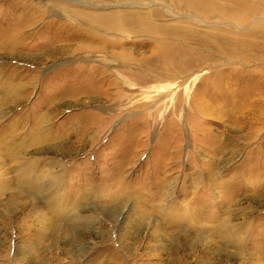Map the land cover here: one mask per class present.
<instances>
[{"label": "rangeland", "instance_id": "obj_1", "mask_svg": "<svg viewBox=\"0 0 264 264\" xmlns=\"http://www.w3.org/2000/svg\"><path fill=\"white\" fill-rule=\"evenodd\" d=\"M36 166L59 190L92 174L94 221L8 207ZM117 256L264 264V0H0V264Z\"/></svg>", "mask_w": 264, "mask_h": 264}, {"label": "bare ground", "instance_id": "obj_2", "mask_svg": "<svg viewBox=\"0 0 264 264\" xmlns=\"http://www.w3.org/2000/svg\"><path fill=\"white\" fill-rule=\"evenodd\" d=\"M85 15V14H84ZM83 15V16H84ZM122 14L116 13L115 12H106V13H92L90 14V16L88 15L89 18H91L92 20H94L96 23L100 24L101 26H104L105 24L108 23H114L115 25L118 24V21L120 20ZM123 16V15H122ZM117 23V24H116ZM23 143V142H22ZM22 143L21 146L23 145ZM19 144V145H20ZM18 146V145H17ZM51 150L54 151L56 154H60L59 151H62L64 148L61 145H57L55 143L49 145ZM41 149V148H40ZM45 149V147L43 148ZM49 149V148H48ZM42 152V151H41ZM37 161V160H35ZM122 173L124 172L123 169ZM40 171L39 167L36 166L34 169L35 172V176L36 178H33L32 180H28L27 179V173H23L20 175V179L19 181L21 182L22 185H27V187H22L19 188L17 191H12V196L11 198L8 200V207L10 208H15L16 204H18V207L21 209H25L26 207L33 205L36 206L37 205V199H35V197L37 196L38 198H40L43 203V207L48 206V207H55L54 210H52V212L47 213L50 214L52 223H51V230L53 232L54 229L58 230L59 232H61L63 235L68 236V233L71 232V230L73 228H84L82 226H86L90 224L94 221L91 220V216L89 217H85L83 216L84 214H81V209L84 210V207L86 204V201H88L91 197L92 194V190L95 189L93 187H89L87 180L90 181V179H93L92 174L91 175H85L87 176V179L80 183L79 185H75V184H69L68 188H61V190L56 189L55 188V183H58L61 181L62 177L61 175L56 174L52 180L50 181L48 178L45 179V176L43 175V178H40V176H38V172ZM83 173V171H80ZM94 181V180H93ZM96 184V183H95ZM104 184V182H102V185ZM98 184H96L97 186ZM102 185H98L102 186ZM75 187V188H74ZM122 187V186H121ZM59 190V191H58ZM2 192V191H1ZM168 191H164V193H167ZM155 195V194H154ZM165 195V194H164ZM31 196L34 198L32 201ZM160 196V195H159ZM162 196V195H161ZM22 198V199H21ZM66 199V203L61 201V199ZM120 199H117V204H124L129 202L130 200H132V196L131 195H127V193H121L119 195ZM151 198V197H150ZM119 201V203H118ZM33 202V203H32ZM6 204V205H7ZM116 204V203H115ZM113 203V205H115ZM5 205V204H4ZM125 205V204H124ZM17 208V207H16ZM120 208V207H119ZM108 209V208H107ZM116 209V208H115ZM164 209V208H163ZM82 210V211H83ZM101 210V209H100ZM115 211V210H114ZM46 214V215H47ZM43 216L40 220H42V226L46 225V223L48 222L49 219H47V217ZM114 217V216H113ZM40 220L38 219V223L40 225ZM92 221V222H91ZM46 222V223H45ZM24 225V224H23ZM129 225V224H128ZM21 226V225H20ZM31 226V225H30ZM25 227V225H24ZM45 227V226H44ZM44 227L42 229H44ZM82 227V228H81ZM23 228V227H22ZM29 228V227H28ZM35 228V227H34ZM24 229V228H23ZM86 229V228H85ZM27 231V228H26ZM33 231V230H32ZM77 231V230H76ZM78 232V231H77ZM38 233V232H37ZM42 233V232H41ZM26 234V233H25ZM43 234V233H42ZM134 235V234H133ZM27 236V235H26ZM52 236V235H51ZM48 237V236H47ZM55 237V236H54ZM52 238V237H51ZM33 239V238H32ZM54 239V238H53ZM52 239V240H53ZM58 239V238H57ZM66 239V238H65ZM73 239V238H72ZM31 240V239H30ZM48 240V239H47ZM51 240V241H52ZM59 240V239H58ZM50 241V240H49ZM56 241V240H55ZM69 241V240H68ZM80 241V240H79ZM32 242H34V239L32 240ZM60 242V241H59ZM35 243V242H34ZM46 243H48L46 241ZM81 243V242H80ZM45 244V243H44ZM53 244V243H51ZM82 244V243H81ZM55 245V243L53 244ZM57 245V244H56ZM36 244H33V247L31 248V252L32 254H35V251L33 252L34 248H35ZM49 246V244H48ZM123 246V245H122ZM121 246V247H122ZM125 246V245H124ZM66 247V246H65ZM76 247V246H75ZM49 248V247H47ZM120 248V247H119ZM54 249V248H53ZM51 248V252L53 250ZM78 249V247H77ZM46 250V248H45ZM44 250V251H45ZM68 250V249H67ZM73 250V249H72ZM75 250V249H74ZM65 251V250H64ZM46 252V251H45ZM67 252V251H66ZM73 252V251H72ZM78 252V251H77ZM29 253V252H28ZM79 253V252H78ZM115 253V252H114ZM46 254V253H45ZM54 254V253H53ZM119 254V253H118ZM69 255V254H68ZM71 255V253H70ZM78 255V254H77ZM50 256V255H49ZM66 256V255H65ZM71 257V256H70ZM118 257V256H117ZM32 261V257H27L26 259H28ZM31 258V259H30ZM43 258V257H42ZM48 258V257H47ZM50 258V257H49ZM38 259V258H37ZM41 259V258H40ZM44 259V258H43ZM55 259V258H54ZM77 259V258H76ZM49 260V259H48ZM75 260V259H74ZM107 260V259H106ZM114 261L111 263L113 264H121V259L120 257L113 259ZM38 261V260H37ZM93 261V260H92ZM96 264H101V261H98V259L95 260ZM109 261V262H110ZM103 262V261H102ZM31 263V262H29ZM77 263V260H76ZM79 263V261H78ZM35 264V263H34ZM46 264V263H45ZM81 264V263H80Z\"/></svg>", "mask_w": 264, "mask_h": 264}]
</instances>
